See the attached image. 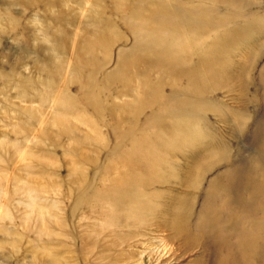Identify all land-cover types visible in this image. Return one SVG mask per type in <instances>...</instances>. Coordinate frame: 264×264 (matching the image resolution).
<instances>
[{
    "label": "rangeland",
    "instance_id": "rangeland-1",
    "mask_svg": "<svg viewBox=\"0 0 264 264\" xmlns=\"http://www.w3.org/2000/svg\"><path fill=\"white\" fill-rule=\"evenodd\" d=\"M88 1L0 0V140L4 135L11 136L13 124L21 121L32 132L38 131V121L28 118L24 111L40 108L43 120L48 121L44 147L51 151V158L47 168L54 172L59 185L50 196L60 200L58 212L71 232L64 239L38 234L24 220L25 204L10 202L6 206L13 219L4 216V225L0 226V264H264V252L255 248L257 241L264 246V0H188L192 13L198 16H225L216 25L197 28L203 47L214 38L221 42L215 55L224 65L222 75L212 81L206 79L202 88L193 84L190 87L196 99L192 98V120L186 125L192 126L198 115L195 123L202 129V136L170 151L164 159L167 165L155 170L162 179L144 188V197L150 200L148 217L131 219V213L125 217V211L119 223L99 227L101 230L92 238H85V230L93 220L82 216L87 208L85 201L76 196L73 158L80 153L88 156L82 169L86 182L92 185L99 178L96 170L112 164L108 151L115 144L120 143L126 150L134 143L144 145V131L148 132L146 137L156 139L144 124L154 106L138 113L132 136L122 137V141L105 123L110 119L108 108L132 100L135 92L116 96L118 84L101 93L107 102L94 143L82 140L86 134L94 136L87 124L77 125L73 137L59 135L56 127L49 125L53 109L49 101H38L48 77L59 61L77 64L76 50L70 46L79 48L100 31L94 16L98 9L86 10ZM204 2L215 6L216 12L206 13L200 6ZM108 8L104 15L112 18L113 30L119 36L107 51L95 52L103 61L96 74L98 83L115 67L119 52L129 54L132 43L129 29L117 16L118 9ZM194 8L198 11L193 12ZM191 60L199 62L197 53ZM65 72L56 76L58 85L75 97L79 114L88 115L92 106L86 101L84 88L76 79L67 80L71 75ZM188 83L185 78L180 81L183 88H188ZM20 89H24L23 96L18 93ZM169 89L164 86L165 92ZM186 116L182 113L178 119L183 121ZM119 127L122 130L126 124ZM74 136L80 141L76 142ZM179 136L173 130L167 132V139L178 141ZM36 141L26 139L29 145ZM0 151L5 153L2 147ZM24 163L9 161L8 173L25 176L19 167ZM142 173L151 174L145 169ZM257 183L258 188L254 185ZM16 184L9 181L6 189L14 194ZM52 241L60 245L57 257L39 248L46 242L52 245Z\"/></svg>",
    "mask_w": 264,
    "mask_h": 264
},
{
    "label": "bare ground",
    "instance_id": "bare-ground-1",
    "mask_svg": "<svg viewBox=\"0 0 264 264\" xmlns=\"http://www.w3.org/2000/svg\"><path fill=\"white\" fill-rule=\"evenodd\" d=\"M178 1L180 3H177ZM145 2L144 0H133L130 3L127 0H110V2L106 0L104 4H101L98 0L88 1L86 10L91 11L92 7L98 9L94 16L96 27L100 28V31L89 37V41L81 47L76 48L74 44L70 46L73 51L76 50V58H78L74 66L70 65V62L56 60L59 62L55 65L51 77H48L46 88L38 97L40 103L46 104L49 101L53 109L49 125L55 126L59 135L68 134L73 137L77 125L87 124L94 136L86 134L82 140L90 143L97 140L100 134L98 123L104 121L106 100L101 96L103 89L118 84L116 96L135 91L132 100L124 101L123 104L112 106L107 110L110 119L109 123L107 121L105 123L112 127L115 136L121 141L122 137L132 136L136 116L143 108L156 107L144 119L149 133L154 132L151 135H155L156 139L146 137L148 132L144 131L143 139L146 143L144 145L134 143L130 149L126 150L122 149L120 143L115 144L108 151L110 161L113 160V162L105 169L96 170L95 174H99V178L94 182L95 184L86 182L83 174L82 164L88 161V156L80 153L73 158L74 181L78 186L76 196L85 201L87 208L82 216L91 217L93 220V224H89L85 230L83 235L85 238L91 237L103 226L119 223L125 211L127 213L125 217L131 213L129 215L131 219L139 216L148 217L150 200L144 197V188L152 184L154 180L162 179L155 170L163 164L167 165L164 159L169 157L171 152H175L182 145H188L192 139L202 136V129H199L198 124L195 123V118L198 116L196 113L193 112L196 116L192 126L188 125L190 123L186 125L192 120V98H195L192 97L190 87L193 84L202 88L201 84H205L206 79L212 81L222 75L224 70V65L217 61L215 55L221 42L214 38L203 47V39L201 35H198V29L216 25L221 19H225V16L220 14L216 19L210 16H198L192 13V6L188 4V0H145ZM108 6L112 10L118 9L117 16L129 29L132 43L128 55L118 53L115 67L105 73L99 84L96 74L103 61L97 59L95 52L107 51L110 43L119 36L113 30L115 23L112 18L107 14V17L104 15L106 9H109ZM200 6L208 14H210L209 11L215 13L217 9L209 2H204ZM194 11L198 9L194 8ZM52 48L55 50L54 45ZM194 53H197L198 63L191 60ZM63 70L71 75L70 78H66L67 80L76 79L84 88V93L87 95L86 101L92 106V112L88 115L79 114L75 97L58 85L56 76ZM81 71L85 73L81 74ZM184 78L189 81L188 88H183L180 84ZM165 85L170 87L168 92L164 91ZM209 85L206 84L207 87ZM18 93L23 96L24 89H20ZM40 111V108L30 107L24 111L28 118L38 121L40 125L38 131L32 132L31 128L21 121L13 124L11 136L4 135L0 140V147L5 151V153L0 151V211L3 210L4 213L2 215L0 212V226L4 225L1 222L4 216L7 215L13 219L11 210L6 205L17 201V203L25 204L24 220L29 223L30 228L35 229L38 234L45 233L52 238L58 236L64 239L69 237L71 232L69 233L65 227L64 216L58 212L60 200L50 196L51 190H56L59 185L53 177L54 172L47 168V162L51 158V151L44 147L45 139L48 140L46 133L48 121L43 120ZM182 113L188 116L183 121L178 119ZM120 124H126V127L121 130ZM170 130L180 134V140L167 139V132ZM28 138L37 141L29 145L26 142ZM80 139L74 136L76 142ZM9 147L11 149H8ZM15 159L25 161L23 165H19L25 171V176L8 173L10 170L7 164ZM144 169L148 173H155L156 176L152 177L151 174L145 176L142 173ZM9 181H12L14 185L19 183L14 189V194L6 189ZM254 185L256 188L259 187L258 183ZM7 191L9 197L6 196ZM49 243H43L39 248L57 257L59 243L57 244V241L53 242L54 244L51 243L52 245ZM60 243L65 244V241ZM260 244L257 241L255 248L259 252H264V246ZM69 246L71 247L67 245ZM225 261L226 259L223 258V262Z\"/></svg>",
    "mask_w": 264,
    "mask_h": 264
}]
</instances>
